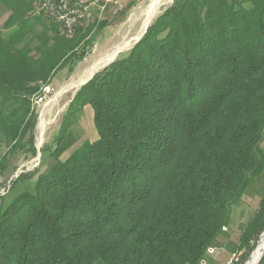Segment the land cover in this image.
Returning a JSON list of instances; mask_svg holds the SVG:
<instances>
[{"label":"trees","instance_id":"trees-1","mask_svg":"<svg viewBox=\"0 0 264 264\" xmlns=\"http://www.w3.org/2000/svg\"><path fill=\"white\" fill-rule=\"evenodd\" d=\"M37 3L0 0L10 11L0 28V140L10 147L0 177L8 153H36L32 98L84 58L95 27L69 37ZM86 105L98 138L62 160ZM263 140L264 0H173L74 95L52 140L55 163L0 215V264H202L264 179ZM263 232L264 188L235 264Z\"/></svg>","mask_w":264,"mask_h":264},{"label":"rangeland","instance_id":"rangeland-1","mask_svg":"<svg viewBox=\"0 0 264 264\" xmlns=\"http://www.w3.org/2000/svg\"><path fill=\"white\" fill-rule=\"evenodd\" d=\"M151 1L152 0H139L134 7L129 10L124 7V9L118 13L109 10L105 12L100 19L99 13L95 12L94 19L90 24L80 26L84 29L95 26L93 27L94 31L85 40L86 42L82 41L79 48L77 57L85 51L84 58L77 59L75 55L74 64L68 63L55 74L52 82L48 83L51 84L54 92L48 98L50 101H48L46 105H33V108L38 115V123L36 127V153L31 154L26 152L27 148H29L28 146L26 150L24 148H19L13 153H8L5 163L6 169L4 170L2 177H0V215L7 209L8 205L20 192L31 189L35 186L39 174L48 172L53 166L55 159L51 155L52 140L61 127L63 116L74 95L87 80H91L96 74H99L108 67L115 59L126 54L135 43H137V39L143 36V32L145 31H143L145 8ZM172 2L173 0H163V4L150 21L149 26L172 4ZM9 16L10 11L0 4V28L4 27ZM103 22L105 23L104 25L102 24ZM80 27L76 28L74 34ZM123 44L126 49H123L113 60L101 66L89 77L85 78L92 65H94L103 54H107ZM71 65H73V71L71 70ZM79 82H81V84H78ZM85 107L83 113H81V116L79 117L78 127L80 128V139L61 155L60 159L62 160L86 141H94L98 138V132L95 127L94 116L91 109L92 106L86 105ZM9 150L10 147L6 146V143L0 140V153L4 154ZM35 172H37V174L34 178L25 181L23 180L21 182L18 181L19 178H23L30 173ZM263 188L264 179L259 185H256L252 190L246 193L242 205L237 206L234 209L232 222L230 226L225 229V235H223L224 237L222 241L216 246L217 249L215 252L208 255L206 258L207 263L205 261L202 262V264H227L233 251L236 250L239 244L243 228L258 208ZM263 235L264 232L262 233L260 240ZM263 256L264 251L262 257ZM236 261H234L233 264H235Z\"/></svg>","mask_w":264,"mask_h":264},{"label":"built area","instance_id":"built-area-1","mask_svg":"<svg viewBox=\"0 0 264 264\" xmlns=\"http://www.w3.org/2000/svg\"><path fill=\"white\" fill-rule=\"evenodd\" d=\"M83 6H91L92 12H99L100 19L109 9L116 13L122 11L125 7V0H40V3L36 5L35 13H44L50 19L57 21L65 34L71 37L74 35L73 26L91 23V19L83 21ZM53 92L51 84L42 85L41 92L32 98L33 105H46ZM209 252L213 253L214 249L211 248ZM238 259L239 253L234 252L227 264H233Z\"/></svg>","mask_w":264,"mask_h":264},{"label":"bare ground","instance_id":"bare-ground-1","mask_svg":"<svg viewBox=\"0 0 264 264\" xmlns=\"http://www.w3.org/2000/svg\"><path fill=\"white\" fill-rule=\"evenodd\" d=\"M37 1H38V3H40V0H37ZM162 4H163V0H152L149 3V5L145 8L146 10L144 13L145 14V20L143 23L144 24L143 25L144 26L143 31L145 30L146 26L150 24V21L155 16V14L157 13V11L159 10V8L161 7ZM83 13H84L83 14V21H90V19L92 21L94 19L95 12H92L91 6H83ZM76 27L77 26H73V32L75 31ZM123 49H126L124 44L116 47L115 49H113L111 52H109L107 54H103V56L100 57L94 65H92V67L89 70V73L86 74L87 76H85V78L89 77L95 70H97L101 66H103L106 63H108L109 61L113 60ZM83 81H84V79H83ZM83 81H81V82H83ZM81 82H79L78 84H81ZM263 251H264V235L261 238V240H260L257 248L255 249V251L253 252L252 256L246 262V264H258L259 260L261 259L262 255H263Z\"/></svg>","mask_w":264,"mask_h":264},{"label":"crops","instance_id":"crops-1","mask_svg":"<svg viewBox=\"0 0 264 264\" xmlns=\"http://www.w3.org/2000/svg\"><path fill=\"white\" fill-rule=\"evenodd\" d=\"M138 2H139V0H125V8H127V10H129L130 8L134 7L135 4L138 3ZM109 10L113 11L112 9H109ZM109 10H108V11H109ZM53 79H54V78H53ZM51 82H52V81H51ZM85 108H86V107H85ZM91 109H92L93 116H94L93 108H91ZM262 146H263V148H264V140H263ZM69 156H70V154H68V155L65 157V159H63V160H66ZM206 263H207V261H206Z\"/></svg>","mask_w":264,"mask_h":264},{"label":"water","instance_id":"water-1","mask_svg":"<svg viewBox=\"0 0 264 264\" xmlns=\"http://www.w3.org/2000/svg\"><path fill=\"white\" fill-rule=\"evenodd\" d=\"M148 27H149V25H147V27H146L145 31L143 32V35H144V34H145V32L147 31V28H148ZM140 39H141V37H140L139 39H137V42H138ZM87 81H88V80H87ZM87 81H86V82H87ZM86 82H85V83H86Z\"/></svg>","mask_w":264,"mask_h":264}]
</instances>
